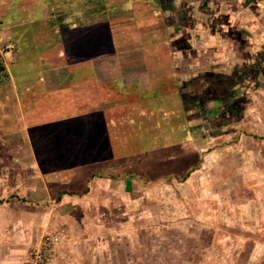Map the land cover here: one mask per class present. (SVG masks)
Segmentation results:
<instances>
[{
    "label": "crops",
    "instance_id": "0c3cea01",
    "mask_svg": "<svg viewBox=\"0 0 264 264\" xmlns=\"http://www.w3.org/2000/svg\"><path fill=\"white\" fill-rule=\"evenodd\" d=\"M21 1L24 21L0 0V44L13 46L0 85V253L25 254L56 219L47 203L69 227L82 222L100 179L144 195L155 216L205 224L194 231L221 249L224 225L246 218L191 188L230 184L235 160L264 148V0ZM82 7L92 52L80 59L64 30Z\"/></svg>",
    "mask_w": 264,
    "mask_h": 264
},
{
    "label": "rangeland",
    "instance_id": "374dc122",
    "mask_svg": "<svg viewBox=\"0 0 264 264\" xmlns=\"http://www.w3.org/2000/svg\"><path fill=\"white\" fill-rule=\"evenodd\" d=\"M76 5L73 4V8ZM9 8L13 19L20 18L24 21L25 7L21 0H11ZM82 10L84 11L83 7ZM83 11L71 15L72 23H68L69 27L64 30V35L69 36H65V49L71 51L73 48L80 59L84 54L92 52L89 45L90 13ZM71 26L75 28L70 29ZM38 50L39 48L36 51ZM261 94L262 98H259V102L264 114V93ZM40 141H37L36 147L41 145ZM261 147L256 145V149L259 150H254L251 156L238 157L235 160L232 165L234 167L242 165L241 172H234L235 177L230 184L222 183L218 187L211 182L207 183L204 189L191 188L194 194L198 192L202 195L207 194L206 199L216 202L221 212L228 206L231 212L242 214V217L246 218L241 225L232 226L229 223L224 225L226 236L220 240L221 249L210 244V231H204L206 235L202 237L194 231L193 226H204V223L199 225L198 220L193 218L189 222L188 220L173 222L165 216H155L153 208H149L153 206L145 203L148 199L144 195L132 194L131 187L121 188L117 183L107 186L100 179L90 181V197L86 199L90 204L88 202L85 205H88L86 207L88 216H85L82 222L77 218L73 228L64 223L70 232L67 236L70 240H64L65 247L69 251L68 257L62 262L50 264H114L111 257L114 258L115 254L112 251L108 254V249L103 250L104 246L113 250L117 246L123 253L125 264H264V156L261 154L264 148ZM209 160L213 165L214 159ZM49 167L57 170L52 164ZM136 171L139 174L143 173V169L140 171V168ZM55 178L56 175L53 179ZM238 179L239 181H236ZM244 188L247 190H243ZM245 191H249L251 195L245 197ZM47 204L48 206H45L47 212L50 211L52 216L59 218L58 215H54L56 206ZM163 209L166 210V205L162 207V211L166 212ZM193 209L196 210L195 206ZM206 225L209 229L216 228L214 222L208 218ZM83 226L86 228H84L85 233H81ZM44 230L42 228L37 240L27 247L25 254L0 253V263L33 264L29 260L28 252L38 243L39 238L43 237ZM246 233L250 235L247 237ZM93 238H96L95 244L92 243ZM167 240L170 241L169 254L167 249H164Z\"/></svg>",
    "mask_w": 264,
    "mask_h": 264
},
{
    "label": "built area",
    "instance_id": "2783aa9c",
    "mask_svg": "<svg viewBox=\"0 0 264 264\" xmlns=\"http://www.w3.org/2000/svg\"><path fill=\"white\" fill-rule=\"evenodd\" d=\"M12 50V45L0 44V85L6 84L10 79L5 56L7 51L11 52ZM44 231L43 237L39 238L38 243L29 249V260L33 264L62 262L69 255L64 243V240H70V238H67L68 233H70L68 228L64 223L53 219Z\"/></svg>",
    "mask_w": 264,
    "mask_h": 264
},
{
    "label": "trees",
    "instance_id": "16d2710c",
    "mask_svg": "<svg viewBox=\"0 0 264 264\" xmlns=\"http://www.w3.org/2000/svg\"><path fill=\"white\" fill-rule=\"evenodd\" d=\"M66 126H67V125H65L64 127H66ZM67 143H68V142H67ZM63 144H64V142H63L62 144H59L58 147H59V148L64 147V145H65L66 143H65L64 145H63ZM65 158H67V156H65ZM57 159H58L59 161L63 160L62 157L57 158ZM67 160H70L71 162L75 161V159H73V158H67L66 161H67ZM63 161L66 162L65 160H63ZM91 177H92V175H90V179H91ZM86 191H88V190H86ZM210 234H211V233H210ZM169 246H170V241L167 240L164 249H167V253H168V254H169V250H168V249H170ZM118 250H119V249H115V250H114V253H113V254H115V257H114V258H115L117 261H116L114 258H112L110 255H109V257H111V260H114V264H125V262H123V257H122L123 253H122L121 251H118ZM119 259H121L122 263H119V262H118ZM107 264H109V263H107Z\"/></svg>",
    "mask_w": 264,
    "mask_h": 264
}]
</instances>
